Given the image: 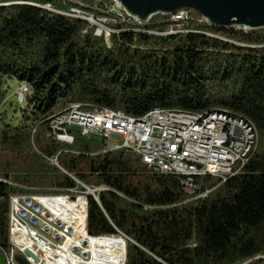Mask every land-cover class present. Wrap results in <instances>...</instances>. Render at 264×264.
<instances>
[{
	"label": "trees",
	"instance_id": "trees-1",
	"mask_svg": "<svg viewBox=\"0 0 264 264\" xmlns=\"http://www.w3.org/2000/svg\"><path fill=\"white\" fill-rule=\"evenodd\" d=\"M14 1L0 0L2 253L9 248L11 196L91 188L98 199L86 193L84 228L131 238L127 264H244L264 255V29L214 25L186 7L187 19L177 21L161 14L139 23L105 13L108 40L96 34L98 25L69 12ZM85 2L95 17L102 3L114 4ZM9 79L29 86L16 125L3 110ZM73 104L135 117L156 107L219 109L254 125L259 140L237 175L225 182L197 177L191 195L177 176L148 167L129 149H109L98 136L71 130L72 143L57 139L50 118Z\"/></svg>",
	"mask_w": 264,
	"mask_h": 264
},
{
	"label": "built area",
	"instance_id": "built-area-1",
	"mask_svg": "<svg viewBox=\"0 0 264 264\" xmlns=\"http://www.w3.org/2000/svg\"><path fill=\"white\" fill-rule=\"evenodd\" d=\"M58 1L72 3L73 6L63 10L52 3L40 4L27 0L13 3L32 2L56 11L78 13V18L98 25L96 34L105 33L109 40L112 30L107 25L108 30H103L100 23L92 21V14L83 9L88 6L85 0ZM113 1L117 9L111 13L122 20L134 19L127 11H121L117 1ZM187 17V12L183 10L176 12L173 20ZM28 92L29 86L21 83L18 91L20 102ZM204 117H211V125H202ZM50 124L53 134L64 142L72 143L74 136L71 130H77L87 137L101 136L109 149L126 148L135 152L148 167L177 176L185 191L191 195L199 190L195 183L199 176H213L225 182L237 175L253 153L250 152V142H258V138L250 139V131L256 130L254 125L245 128L242 118L240 122L227 121L223 110L222 114H208V110L193 113L154 108L144 116L135 117L120 110L98 107L87 110L81 104H73L51 117ZM90 189L64 191L63 197H60L59 213L40 210V203L31 200L13 202L10 197L9 248L4 253L5 264H21L18 255L24 257L26 264H127L128 260L114 257V250H127L128 241L134 242L127 235L120 231L103 234L114 235L113 244H105L103 237L90 238L82 233V226L87 223L84 221V213H88L86 193ZM36 213L44 214L45 225L36 223ZM46 219H53L55 228L46 227ZM73 224H81V233H73ZM24 227H32V234H24ZM39 231L51 232V240H39ZM64 235H73V242H64ZM252 261L254 264H264V255L259 254L244 264Z\"/></svg>",
	"mask_w": 264,
	"mask_h": 264
},
{
	"label": "water",
	"instance_id": "water-1",
	"mask_svg": "<svg viewBox=\"0 0 264 264\" xmlns=\"http://www.w3.org/2000/svg\"><path fill=\"white\" fill-rule=\"evenodd\" d=\"M139 23L156 15L172 16L182 8L197 10L214 25L239 26L245 30L264 29V0H115ZM96 198V190H88ZM33 255L31 251H27ZM18 261L26 264L24 257Z\"/></svg>",
	"mask_w": 264,
	"mask_h": 264
},
{
	"label": "bare ground",
	"instance_id": "bare-ground-1",
	"mask_svg": "<svg viewBox=\"0 0 264 264\" xmlns=\"http://www.w3.org/2000/svg\"><path fill=\"white\" fill-rule=\"evenodd\" d=\"M121 8L126 11L122 6ZM178 12H183L182 10H179ZM72 16H78V13H68ZM258 30V29H257ZM156 110H164L159 107H156ZM208 114H222V111L219 109H214L211 111H208ZM223 116L226 118L227 121L230 122H240V118H237L235 116H232L231 114L223 111ZM202 125H211V117H204L202 118ZM244 126L245 128H252V124L248 123L244 120ZM258 134L257 130H251L250 131V139H257ZM257 142H250V152L255 148ZM200 177V176H199ZM13 202H33V203H40V210H50V213H59L58 208L61 203L60 197L57 196L58 200V206L55 208L48 207L47 204L43 201V196H39L37 194H30V195H14L11 196ZM35 221L38 223V225H45V216L43 213H36L35 214ZM46 227L48 228H55V221L53 219H46ZM73 233H81V224H73ZM82 233L86 237L90 238H102L100 236H94L85 230L84 226H82ZM24 234H32V227H24ZM39 240H51V232L46 231H39ZM121 240V239H119ZM64 242H73V235H64ZM103 242L105 244H110L111 241L107 238L103 237Z\"/></svg>",
	"mask_w": 264,
	"mask_h": 264
},
{
	"label": "rangeland",
	"instance_id": "rangeland-1",
	"mask_svg": "<svg viewBox=\"0 0 264 264\" xmlns=\"http://www.w3.org/2000/svg\"><path fill=\"white\" fill-rule=\"evenodd\" d=\"M15 2V1H14ZM101 16L95 17L90 15V17L93 19L92 21H96L99 24V26L105 30L107 29L106 23L109 22V18L110 16L105 15V13H111L113 11H116V4H114L112 7L107 8V5L104 3L101 4ZM173 16V15H172ZM137 21V20H136ZM108 30V29H107ZM20 85L21 82L18 81L17 79H9L6 84H5V88L7 89V98L3 104V110H4V114L5 117L7 118L6 120L8 122H10L11 124H19L22 121V108L25 105L24 103H22L24 101V97L22 96V102H20L21 100V96L19 95L18 91L20 90ZM93 136H98L99 138H102L99 135H93ZM259 140V137H258ZM258 144V142H257ZM43 201L45 204L48 205V207H52L55 208L56 206H58V200H57V196H48V197H43ZM50 202H53V204H50ZM59 207H61V203L59 205ZM59 211V208H58ZM84 221H87V216L84 215ZM87 223H84V225ZM108 240L111 241L110 244H113L114 242V237L113 238H107ZM127 250H114V257H120L121 260H124V258L126 257ZM0 264H5V256L2 253V251L0 250Z\"/></svg>",
	"mask_w": 264,
	"mask_h": 264
}]
</instances>
